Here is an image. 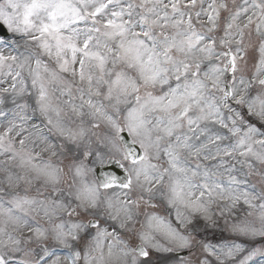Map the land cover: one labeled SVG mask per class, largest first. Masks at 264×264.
Listing matches in <instances>:
<instances>
[{
  "label": "snow or ice",
  "instance_id": "snow-or-ice-1",
  "mask_svg": "<svg viewBox=\"0 0 264 264\" xmlns=\"http://www.w3.org/2000/svg\"><path fill=\"white\" fill-rule=\"evenodd\" d=\"M0 264H264V0H0Z\"/></svg>",
  "mask_w": 264,
  "mask_h": 264
}]
</instances>
